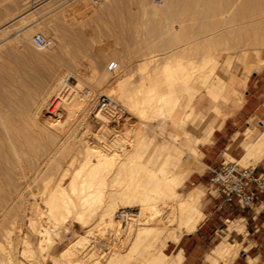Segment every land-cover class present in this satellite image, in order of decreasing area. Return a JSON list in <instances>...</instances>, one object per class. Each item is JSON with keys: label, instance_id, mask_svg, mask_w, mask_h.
I'll list each match as a JSON object with an SVG mask.
<instances>
[{"label": "rangeland", "instance_id": "rangeland-1", "mask_svg": "<svg viewBox=\"0 0 264 264\" xmlns=\"http://www.w3.org/2000/svg\"><path fill=\"white\" fill-rule=\"evenodd\" d=\"M171 1L172 3L169 0L170 6L171 4L174 3L172 6L173 10L174 11L177 10V11L173 12L174 15L173 13H170L171 15L164 14L166 17L170 16L169 18L171 19L173 18L172 20H174V16L176 17L175 20L182 19V21L181 20L179 21H181L182 24L186 26V28H188L189 30H192V27H194V24L196 26L195 28H197V25H198L197 23L199 21L203 25L204 23L206 24L208 21H209L208 23L211 24L209 25L207 23L206 25V27L210 26L209 27L210 29L208 30L207 34L206 33H205L206 35L204 34V36L206 37H204L203 34L201 36L199 34L198 35L199 37L197 36L198 38L196 39L195 38L196 36L193 32L192 33L190 32L192 36L189 34H187L188 36L187 35L182 36L183 39L181 40L180 46L184 45L185 47L189 44L190 50L189 48H187L188 47L187 46L186 49L184 48V51L180 53L181 55L179 56L180 57L183 56L181 57L183 59L179 58V56L172 57V60L174 64L176 65L174 67V72H176L179 75H182V73H185L187 71L196 70L195 71L196 74H199L202 72V74L209 75V77L211 76L210 77L211 80L217 79L216 77L217 74L223 76L225 80H229L231 75L236 74L239 79H243L247 72V67H246V64L244 63L245 60L243 59V56H244L243 53L245 52L244 50L246 49L248 52L247 57L251 58V60L255 62V65H259V64L261 65V68L259 70L253 71L248 76L245 84L240 83L236 85L235 89H236L237 95L231 96L228 101H224L223 99H217L215 102V99H213L209 94L206 93L204 87L201 89V91L194 98V103L198 102L200 95L205 94L206 99L201 105L203 107V110L200 112L201 114H204V115L200 116L199 115L200 113L197 112V114L194 115L195 117L192 116L191 118V120L193 121L189 120L190 122L187 121L185 125V129L191 130L196 136H198L201 134V127L205 123L215 121L216 123L215 129L220 128L223 125L227 116L230 114V112H228L229 111L228 106L230 104L242 103L246 95L248 94V92H252L255 94V93H258L264 90V60H263L264 58H262L264 56V44H263L264 34H261L262 35L261 36L260 30H255V28H252V26L259 27L260 22L264 20V15H263L264 14L263 13L264 12L263 10L264 0H248V1L247 0H174V1L171 0ZM164 2L165 0H0V56H1L0 57V112L1 114L12 115V116H16L20 114L23 116L27 115L29 112V109H27V107L30 108L33 105V102L37 100L41 95L43 96L45 93L47 94L50 91H52V89L56 86L58 81L63 76H65V73H70L71 71H72L70 73L71 84L73 86L76 85L78 87L83 85L82 88L84 87L85 91L91 92V94L89 95V94H86V92L80 91L78 98L75 101H73L71 105L72 107L68 109L67 116H66L67 118L65 119L62 125L63 129L68 132L66 136L68 139L64 138V140H68V141L65 142L62 140L63 139L62 136L60 137L62 138L60 141L64 142V145H66L64 146L63 150L67 148L65 149L66 151L65 150L63 151L61 149L63 154L61 153V151H59V154L55 153L56 151L55 149H57L56 147L60 145L58 143V145H55V147L52 146L50 148V151L47 150L46 153H44L43 150H40L38 151L36 156L31 154L33 155V158H31L32 157L31 156L29 158L31 159L30 161H26V159L23 158V162L21 163L23 165L16 162L17 164L16 163L14 164H16L17 166H14L13 163L6 164L7 168H5V165L2 166L3 169L1 168V170L3 172L1 171V174L2 173L4 174H2L3 175L2 179L0 176V180H1L0 181V190H1L0 192V247L2 245L6 247V250H2L0 248V258H1L0 264L3 263L2 258H4L5 251H8V252L10 251V255L11 256L13 255L12 257L16 260L14 261V264L15 262L17 264H56V263L57 264H66V263L67 264H96V263L106 264L108 261H111V262H108L109 264L111 263L112 264H150L151 263V262L149 263L150 259L155 258V256L157 257L159 255L160 250H163L168 255L169 254L172 255L175 252H177V251L171 252L172 249L170 248L165 250V241L167 237H169L170 234H172V232L175 230L176 232L180 233L182 237L188 233L186 229L183 228V223L181 221V216L179 213V206H177L179 205L180 203L179 201L181 198L179 195H177L178 198L177 197L175 198V196L170 197V198L166 197L163 199L158 198L159 203H156V205L157 207L160 208L161 212H160V215L155 219V221L151 222V224L156 223V225L162 229L150 232L144 238V240L140 242L142 244L138 245L139 248L138 247L136 248V245H133L135 243L132 244V241L134 242L135 240L133 233H127L126 237L122 236L123 240L121 239V241H116L117 238H116L115 233L112 234L113 232L111 233L112 234L111 236L109 235L110 233L109 234L107 233L106 234L107 236L106 235L104 236L102 234L103 230L101 229V225L103 226V223H101V225L99 226L97 225V224H100L99 222H100L102 206L98 207L97 208L98 210L96 209L97 211H99V213L96 211L97 214L95 213L96 215H93L91 217L93 220L91 219L90 220L91 223H89L87 226H82L81 224L76 223L72 219L69 221H66L65 224L63 222L62 225L56 224L57 222L53 219V217H51L52 215L51 216L49 215V211L46 206L47 203L44 202L46 201L48 195L46 193H43L45 186L50 188L54 186L56 181L59 180L62 174V170H63L62 168L67 166L68 160L71 159L72 155L73 156L76 155L75 157L78 159L74 163V165H72L71 168H76V167L81 166V163L83 161L81 150L82 151L84 150L83 146L86 145L85 141H88L87 143L90 142V144L92 145H97V144L103 145L104 143L103 140H107V139L111 140V141L109 140L107 141L109 142V144H112L111 149L112 147L114 148L116 146V148L118 147L117 148L118 150L121 147L119 150L121 152H125L124 148L126 146L127 156L129 154L130 155L134 154L135 152L136 154H138L137 157L134 159L135 161L133 162L132 161L128 162L127 160H125V163H127L128 165L129 163L135 164L134 162H137L134 166L130 164L132 169L134 168L136 169V171L139 170V167L137 166L141 164L140 167L141 166L142 167L139 171H143L145 168L158 170V168L161 166L160 169L163 168L164 171L169 175L179 174L181 172L185 176L184 184L179 189L182 195H186V193L189 190H192L194 187H196V185H193L192 183L188 182V178L192 173H195V174L204 173L205 171L204 169L206 167L203 162L204 155L202 153L200 157V162L202 164L200 166L201 169H197V168L190 169L184 164V162H186L184 159V154L180 156L178 152V148H176L177 146H175V142L173 141L175 133L182 134V135L184 134V127L182 126L181 119L182 117L185 116V113L188 110L187 108L183 109L180 106L176 110L177 113L175 115V119L177 121H172L171 119H169L168 116L167 118H164L162 116H158V115L156 116L155 114H154L155 117L154 116L153 117L151 116L152 118L148 117L150 115H153L151 112H149L151 114L147 113V116L145 114V117L144 115H141V118H140V115L138 116L136 115L137 117L134 115L133 116L129 115V117H132L133 119L132 118L128 119V116H127V119L125 120L126 125L123 124L120 126H116L115 128H113L114 125H109V127H106L108 128V130L106 129L107 133H105L106 135L108 134L107 136L105 134H103V136L101 135V133L104 132L105 130L104 129L103 131H101V129L105 127H102V123L97 122L96 119L94 118V115L91 114L92 109L94 108L97 99L101 95H105V94L109 96L113 95V94L110 95V93L112 90H116L114 81L117 77H120L123 75L122 77L124 79L126 78L125 79L126 88L128 89H131V88L133 89L131 85H134V89L140 86L138 85V83L142 81L141 80L142 77L145 76L146 74V70L143 71L142 69V65H143L142 63L145 60H147L148 55L149 56L154 55L155 51L156 53L158 52L160 53L159 50L161 48V45H160L162 43L161 40L163 41L164 38L166 37L169 38L168 37L169 33H167L165 29L167 25L164 24L166 26L163 28V23L164 22L171 23V20L169 21L168 17L167 18L165 17L166 20L163 19L164 15H162V13L155 15L152 9L154 8L152 7L153 4L161 5ZM249 2L250 4H248ZM261 2L263 4H261ZM221 3H223L222 6L220 5ZM260 4L263 7H260L261 6ZM174 5H177L178 8L177 6L175 8ZM223 5H225V7ZM204 7L206 8L209 7L210 9H208V11L204 10ZM213 7L218 12H216L213 9ZM223 7L225 8V11L223 10L224 9ZM234 7L237 8L238 10L235 9ZM200 9H202L201 12L204 10V13L202 12L203 16L206 15L205 17L207 18L209 16L210 17L208 19H205L201 15L200 16L201 18L199 17L198 19ZM219 9L221 10L220 12H219ZM235 10L238 12V15L240 16L236 15L237 13L235 12ZM260 11H261V15H258L260 14ZM197 13L198 15L196 16ZM249 13H250V16H249ZM194 14H195V17H197V19L193 17ZM229 14L231 15V17H233L232 19H235L236 22L238 21L237 24L234 22V20L231 19ZM20 16H24V19H26L27 24L37 22L36 27L32 29L29 27L30 25L28 26L29 28L24 27L22 25V22H20L21 20L23 21V19H21ZM242 16L244 19L242 18ZM254 17L256 18L260 17L259 19H262V20H258V18L255 19ZM18 18L20 19V21ZM252 18L254 19V21H252L253 20ZM184 19L186 20V23ZM204 19L206 20V22L203 23L202 20L204 21ZM221 19H222V22H221ZM248 19L249 20L252 19L250 20L251 22H249ZM226 20L229 22H227ZM194 21H197V22H194ZM223 21L225 22V25L222 26ZM239 21H241V23L243 21V23L245 22L249 24H246V25L243 24L244 29H240V27L242 28L241 26L242 24L239 23ZM155 22L157 24H155ZM160 22L161 24H159ZM201 24L199 23L198 26H200ZM5 25L6 26L10 25V26L6 28ZM219 25L221 29H219ZM237 25L240 26L239 29L241 32L236 27ZM212 26L217 27V29L215 28V32ZM11 27H13V29ZM20 28L22 29V31H20L21 30ZM159 28L161 30L163 28V31L165 30L166 32L164 31V34H163V32ZM177 28L179 29L178 24H177ZM40 29L44 30L47 33V37H50V38L52 37V39H54L55 45H54L53 50L41 51L38 49V47H36L33 44V35ZM225 29L227 32L225 31ZM234 29L235 30L237 29V30L235 31ZM210 30L214 32L215 37L217 36L216 37L217 39L214 37V34H212ZM247 30L252 31V32H247ZM224 31L226 33H223ZM253 31L255 34L253 33ZM159 32L163 34V38L162 36H159L160 34ZM208 33L210 34V36ZM261 33H264V32H261ZM227 35L230 37H228ZM250 35L252 37H250ZM202 36L204 37V39L205 38L206 39L203 40ZM218 36L220 37V39L221 38L222 40L224 39L223 40L224 45L223 43H221V40L218 38ZM58 37L64 41L60 40ZM207 37H209L210 40L212 41L211 42L212 46H213V43H215V45L212 47L213 50L210 49L211 48L210 43L209 44L207 43V40L208 42H210L209 38L207 39ZM231 38H233L232 42L230 40ZM244 38L248 39L247 42L245 41ZM250 38H254V40L253 39L251 40ZM260 38L262 41H259ZM215 39L218 43L215 42ZM243 39H244V43H243ZM233 40H235L236 42ZM204 41H206V43L208 44L209 49ZM241 41H242L241 45H238L240 43H237V42H241ZM252 41H254L255 43H253ZM227 42H231V44ZM205 45L208 50L206 49ZM152 50L154 53L152 52V54H149V52H151ZM255 50H257L259 53ZM214 57L218 61H213L212 58ZM112 61L118 62V68L114 72H111L108 69V65ZM183 61H185V63ZM178 62L181 63V66L178 65L179 64ZM230 62H232V65L229 64ZM210 63H212L213 65L212 64L209 65ZM139 66L141 68H139ZM159 67L161 68V66ZM150 68L152 69L153 67L151 66ZM213 69H215L216 71L213 72ZM91 70L92 71L96 70L97 77L101 75L103 72H107L110 77L109 79H111L109 80L110 82L108 81L101 85H97L96 82H94L90 78L91 73H92ZM156 72H158L159 82H161V84H165L166 77L162 69H157ZM208 72H210L211 74ZM254 72H257V74H254ZM72 73H74L75 75ZM130 74L132 78H130L131 77ZM194 81H195V84H200L201 82L200 78L199 79L196 78V80L194 79ZM256 81H258V83H257V86L254 87V84H256ZM162 89L165 90L166 89L165 86L162 87ZM178 94H180L182 101L187 100L186 98H188V96L187 94H185L184 91H180L178 92ZM115 97H116L115 99H117L116 95ZM118 101L125 106L124 101H122V99L118 98ZM87 102L90 103L89 106L91 107V110H89V113L86 119H82L84 116V112L86 113V109H84L83 104ZM214 103H219L221 105L223 112H225L226 115H220L218 117H215L214 113L211 112V109H210V107ZM62 118H65V116ZM163 119H166V120H163ZM178 120H180V122ZM195 120L197 121L201 120L200 124L196 125L195 123H193ZM253 120L255 123V119H252V121ZM174 122L175 124H173ZM172 125H174V127ZM177 129H178V132H177ZM240 130L247 131L248 129L245 125H243ZM99 135H101V138L99 137ZM120 136L123 138L122 141H121ZM111 137L113 139H111ZM114 137L116 139H114ZM141 137H144V139H142ZM213 140L214 138H212L211 136L209 140H205L203 144L212 143ZM118 141H120V143ZM110 142H114L115 146H114V143H110ZM177 142L180 143V141H177ZM249 142H250V139H248L247 134L244 135V133H240V132L236 133V135H234L233 145H230L229 147L222 145L217 148L218 153L223 152L222 155L219 156V161L222 159V156L225 157L227 160L241 159L242 157L233 156L231 153V150L234 149L239 144H242L244 148H246ZM139 144L140 145L143 144V145L139 147L138 146ZM200 146L201 145H199L198 147L200 151L202 152ZM168 147H171L170 151L172 153L168 151L169 150L167 149ZM130 148H132V150ZM142 149L145 151L144 153ZM128 150L130 151L129 154H128ZM138 151L144 154L143 158L141 156L142 153L140 154ZM166 151H168V153ZM153 152L154 153L157 152L155 154L156 157ZM41 153H42V156H41ZM56 154H57V157H56ZM177 154H179V156ZM176 155L178 157H176ZM151 156L153 158H151ZM164 156L165 157L168 156L169 159L173 158L175 160L174 161L175 164L173 162V159L169 160L168 158L166 159ZM50 158L51 159L54 158L55 160L53 159L52 161ZM59 159H62V161L60 160L62 163H59L60 162ZM161 159L165 160V162ZM166 160H169V162ZM24 161H26V163ZM56 161H59V162L56 163ZM118 161L120 160H117V162L114 163V165H116L114 167L117 168V166H119V163L123 165L121 167H124L125 163L123 164L121 161L120 162ZM27 162L29 165L27 164ZM148 162H149V165H148ZM167 162L170 164H168ZM257 162H258L257 158H246V159L240 160V163H242L243 165H249V164L255 165ZM161 163L163 165H161ZM56 164L58 165L60 164L59 166L61 170L58 168V165L56 166ZM61 164L63 165V167L61 166ZM127 164H125V167L123 168V170L128 166ZM10 165H12V167ZM116 168H113L114 170L112 171L114 173L111 172L112 176L115 175ZM127 168L125 170L128 172L129 168L128 170ZM7 169H11L10 171L13 170L12 173L8 171ZM21 169L27 172V174H25L24 171H21ZM117 169H119L118 171L121 170L120 174L123 172L121 168L118 167ZM4 170L7 172L5 173ZM17 170L21 174L18 173ZM118 171L116 170V172ZM139 171H137L138 175L135 174L134 170H132V172H128V174L132 176V174L134 173L135 178L136 176H139L141 178ZM8 172L12 178L14 177V181H11L12 179L10 176L8 179L6 175ZM160 172L159 173L162 174L163 171H160ZM145 173L146 171H143V175H145ZM124 174H126L127 178L126 177L124 178ZM128 174L122 173L120 177H123L122 179L124 180L120 179L121 182L119 184L121 185L123 184V186L126 185V187L129 186V184L126 182H129L132 179L130 180L128 179L129 178ZM47 175L49 177L50 176L53 177V179L51 177H50L51 179H48L49 177ZM111 175H109V178ZM24 176L26 179L24 178ZM116 177H119V176L116 175ZM144 177L146 176H142V179ZM112 178L114 179L115 177H112ZM112 178L110 179L113 180ZM135 178L133 177V179ZM126 180H129V181H126ZM119 186L120 185L116 184V186L112 188H116ZM208 187L210 188V185H208L207 181H205L204 186H200V188H202L203 190V192L201 193L200 203H199L202 211H203L204 198L207 193ZM37 188L39 191L37 190ZM33 192L34 194H32ZM108 197L109 196L104 197L105 202H108L110 200ZM107 198L109 200H106ZM105 202L103 200V204ZM133 204L134 203H131V205L127 204L128 206H126V204L122 206L123 205L122 204L121 207L119 205V207L117 208L119 209L133 208V212L138 213L140 211V207L136 204L135 205ZM117 208L114 209L113 215L115 214V212H117L118 210ZM168 214L169 215L171 214V215L169 216ZM32 218H33V221H32ZM171 218L174 219L173 222L170 221ZM30 221H32L33 223ZM227 224L229 225L230 230L232 228H236L239 231H245L241 222L231 221V222H228ZM122 226L123 228L126 227L125 224H122ZM90 229H97V232L89 233V231H91ZM7 231L8 233L10 231L11 234L9 235ZM41 231H43V233H41ZM83 238L85 239L84 243L79 245L72 262H70L69 260L68 261L64 260L60 257V253L62 250H64L66 247L70 246L74 242L80 241V239H83ZM221 241L230 242L227 238H219L215 242V244L212 245L213 248ZM234 242H237V241H234ZM26 243L27 244L29 243L28 245L33 248L34 252H32L33 254H31L33 256H30V254L27 255V253H25L26 252L25 249L28 246ZM41 243L44 244V248L47 247L46 248L47 250L46 249H44V251H42L43 249L41 250ZM131 247L133 248L135 247L136 250L135 248L132 249ZM130 249L134 250L135 252L134 251L133 253L130 252L131 253L130 254L129 253V251H131ZM242 249H243V245L240 244L239 251L237 250L238 254L240 250ZM113 250L114 251L117 250L118 252L117 251L116 252L120 254V257H117L116 259L115 257L118 256V254L116 252H115L116 254L113 253L114 252ZM13 252L15 253L13 254ZM102 253L103 254L105 253L104 254L105 257L103 256ZM249 253L251 254V257L249 256L246 258L244 256L243 257L241 256L239 261H236V263H234L235 259H233L232 264H248L249 258L254 257L253 254H255V251H250ZM238 254L234 258H236ZM100 256H103L104 258ZM207 256H206V260H207ZM114 259L116 260V262ZM253 259L255 261V264H264V257L262 259H260V257L253 258ZM99 260H103V261H99ZM152 262L154 264V261ZM250 262L254 264L252 260ZM210 264H225V259L222 257H217L216 259H213L212 261H210Z\"/></svg>", "mask_w": 264, "mask_h": 264}, {"label": "bare ground", "instance_id": "bare-ground-1", "mask_svg": "<svg viewBox=\"0 0 264 264\" xmlns=\"http://www.w3.org/2000/svg\"><path fill=\"white\" fill-rule=\"evenodd\" d=\"M174 1V0H173ZM248 1V0H247ZM170 2L172 3V1L170 0ZM170 2L169 0H165L164 3H162L161 5H158V4H153L152 8L155 15L156 14H159V13H162V15L164 14H170V13H173V12H176L177 10H173V4H171L170 6ZM259 2V1H258ZM263 2V1H262ZM261 2V4H263ZM224 3V2H223ZM221 3L220 5L222 6ZM239 3V2H238ZM246 3V2H245ZM252 3V1H251ZM229 4V2H228ZM242 4V3H241ZM250 4V2L248 3ZM247 4V5H248ZM260 4V5H261ZM219 5V6H220ZM244 5V4H243ZM242 5V6H243ZM175 8L177 5H174ZM220 6V7H221ZM225 7V5H223ZM264 6V4H263ZM262 5L260 7H263ZM172 7V8H171ZM223 7V8H224ZM233 7V6H232ZM245 7V6H244ZM178 8V6H177ZM235 8V7H234ZM238 8V6H237ZM235 8V9H237ZM253 8V7H252ZM203 9V8H202ZM199 10V16H198V19L199 17L202 15L203 16V13H204V10H207L210 9L209 7L206 8L204 7V10L201 12V10ZM214 9V7H213ZM231 9V8H230ZM261 9V8H260ZM182 10V9H181ZM215 10V9H214ZM213 10V11H214ZM225 11V8L223 9ZM222 10V11H223ZM227 10V9H226ZM238 10V9H237ZM251 10V9H250ZM264 10V9H263ZM216 12H218L217 10H215ZM221 10L219 9V12ZM198 12V11H197ZM201 12V14H200ZM229 12V11H228ZM232 12V11H231ZM235 13L236 15H238V12L235 10ZM255 12V11H254ZM258 12V11H257ZM179 13V11H178ZM209 13V12H207ZM206 13V14H207ZM227 13V12H225ZM244 13V12H243ZM256 13V12H255ZM264 13V12H263ZM262 13V14H263ZM212 14V12H211ZM224 14V13H223ZM231 14V13H230ZM229 14V15H230ZM258 14V13H257ZM161 15V14H160ZM171 15V14H170ZM174 15V13H173ZM172 15V16H173ZM198 15V13L196 14V16ZM254 15V14H253ZM258 15H261V11H260V14ZM257 15V16H258ZM264 15V14H263ZM262 15V16H263ZM206 16V15H205ZM203 16L205 19H208L207 17ZM214 16V15H212ZM211 16V17H212ZM240 16V15H238ZM249 16H250V13H249ZM21 19H23V21L19 19L20 22H22V25L24 27H29L32 29V28H35L36 25H37V22L36 23H30V24H27V21L26 19H24V16H20ZM165 19V15L163 16ZM169 21L171 20V23L168 22V23H163V28L165 27L167 33H169L168 37L169 38H164V40L162 41L161 40V48H160V53H156V49L154 50L155 51V54L154 55H148V58L147 60H145L142 64V69L143 71L146 70V74L145 76L142 77V81L140 83H138V85H140L139 87H137L136 89H134V85H131L133 87V89H128L126 88V81L125 79L120 76V77H117L114 81V84H115V88L116 90H112L110 95L114 96L115 95L117 96V99H122V101H124V104H125V108H126V112H127V115L125 116L124 118V121L123 122H118V121H115V120H112L111 117L106 113V112H103V111H99V108H96V104L94 106V108L92 109V112L91 114L94 115V118L96 119L97 122L99 123H102V127H105V128H102L101 131H103L104 129V132L101 133V135L103 136V134L107 133L106 132V129L108 130V128L106 127H109V125H114L113 128H115L116 126H120V125H123L125 124V120L127 119V116H128V119L129 118H132V117H129V115H134V116H138L140 115V118H141V115H144L145 117V114L147 116V113L148 114H153V115H150L148 117H155V115L157 116H162L164 118H167V116L169 117V119H171L172 121H177L175 119V115L177 113V109L181 106L183 109L187 108L188 110L186 111L185 113V116L182 117L181 119V123H182V126L184 127V133L187 134V131L185 130V125L187 123V121L191 120L192 116L196 115L197 114V111H196V108L194 107L193 105V101H194V98L197 96V94L201 91V89L204 87L205 88V91L210 94L211 96H213L215 99H218V97H220L222 95V93L224 91H230L231 90V86L228 85V83L223 79L221 78L220 76H216L217 79H212L211 80V76L209 77V75H205V74H202L199 73V74H196V70L195 71H187L185 73H182V75H179L177 74L176 72H174V67L176 66L172 60V57L174 56H179L181 55L180 53H182V51H184V48L186 49L189 48V44L187 46L184 47V45H181L180 46V43H181V40L183 39V35H191L190 32L194 33L195 34V38L197 39L200 34V36L203 34L208 32V30L210 29L209 27L210 26H207V22L206 24L204 22H206V20L204 19V21L202 20V22L204 23L201 24V22L199 21L197 24L199 25V23L201 24L200 26H198L197 24V28H195V24H194V27H192V30H189L188 28H186V26H184L182 24V19H179V20H175V16H174V20H172L171 18H169L170 16H167ZM166 17V18H167ZM195 17V14L194 16ZM225 17V16H224ZM231 17V15H230ZM245 17V16H244ZM197 19V17H195ZM201 18V17H200ZM215 18V17H214ZM233 17H231L232 19ZM235 18V16H234ZM240 18V17H239ZM243 18V16H242ZM247 18V16H246ZM249 18V17H248ZM255 19H257L256 17H254ZM260 18V17H259ZM258 20H262V19H259ZM191 19V18H190ZM211 19V18H210ZM244 19V18H243ZM253 19V18H252ZM250 19V20H252ZM16 20V19H15ZM166 20V19H165ZM185 20V19H184ZM234 20V22L237 24L238 21L236 22L235 19H232ZM249 20V19H248ZM247 20V22H248ZM249 20V22H251ZM18 21V22H19ZM227 21V20H226ZM254 21V19L252 20ZM188 22V20H187ZM194 22H197V21H194ZM221 22H222V19H221ZM229 22V21H227ZM226 22V23H227ZM9 23V22H8ZM170 23V24H169ZM177 23L178 26H179V29L177 28ZM185 23H186V20H185ZM184 23V24H185ZM217 23V22H215ZM219 23V21H218ZM239 23H241V21H239ZM155 24H157L155 22ZM161 24V22L159 23ZM166 24V25H164ZM188 24V23H187ZM209 25H211L210 23H208ZM214 24V23H213ZM212 24V25H213ZM242 25V28L240 26H236L238 29L240 27V29H244V25L246 24H249V23H241ZM21 25V24H19ZM225 25V22L223 21V24L222 26ZM231 25V24H230ZM240 25V24H239ZM6 26V25H5ZM10 25H7L6 28H8ZM217 26V24H216ZM221 26V27H222ZM28 27V28H29ZM159 27V26H158ZM214 32H215V28L217 29V27H214ZM234 27V26H232ZM250 27V26H249ZM13 29V27H11ZM163 28H162V32L164 34V31H163ZM196 30H195V29ZM226 28V27H225ZM231 28V27H230ZM229 28V29H230ZM252 28H255V30H260L261 32H264V20L260 22V25L259 27H253ZM21 29V28H20ZM219 29L220 28V25H219ZM228 29V27H227ZM239 29V31H240ZM248 29V28H247ZM11 30V29H10ZM212 30V29H211ZM210 30V31H211ZM223 30V28H222ZM235 30V29H234ZM237 30V29H236ZM235 30V31H236ZM22 31V29L20 30ZM24 31V30H23ZM34 31V30H32ZM165 31V32H166ZM213 31V30H212ZM211 31V32H212ZM226 31V29H225ZM223 32V33H226V32ZM214 32H212V34H214ZM230 32V31H229ZM241 32V31H240ZM247 32H252V31H249L247 30ZM260 32V35L261 34H264V33H261ZM8 33V32H7ZM29 33V32H28ZM159 36H162L163 38V34H161V32H159ZM219 33V32H218ZM243 33V32H242ZM254 33V31H253ZM36 34H41L42 36L46 37V38H49L51 41H52V45L50 47H47V48H38L39 50L41 51H45V50H53L54 48V45H55V41L54 39H52V37H47V33L44 31V30H38L34 35ZM193 34V35H194ZM205 34V35H206ZM209 34V33H208ZM217 34V33H216ZM238 34V33H237ZM255 34V33H254ZM26 35V34H24ZM33 35V37H34ZM229 35V34H228ZM227 35V36H228ZM239 35V34H238ZM244 35V34H243ZM247 35V34H246ZM249 35V34H248ZM23 36V35H22ZM53 36V35H52ZM188 36V35H187ZM198 36V37H197ZM202 36V37H203ZM210 36V34H209ZM235 36V35H234ZM240 36V35H239ZM238 36V37H239ZM262 36V35H261ZM260 36V37H261ZM264 36V35H263ZM200 37V38H202ZM206 37V36H204ZM204 37L202 38L203 40ZM214 37H215V34H214ZM217 37V36H216ZM215 37V38H216ZM230 37V36H228ZM241 37V36H240ZM239 37V38H240ZM244 37V36H242ZM248 37V36H247ZM250 37H252L250 35ZM57 38V37H56ZM59 38V37H58ZM209 37H207L208 39ZM218 38L220 39V37L218 36ZM236 38V37H235ZM246 38V37H245ZM244 38V39H245ZM249 38V37H248ZM258 38V37H257ZM263 38V37H262ZM32 39V38H30ZM60 39V38H59ZM161 39V38H160ZM201 39V40H202ZM212 39V38H211ZM217 39V38H216ZM215 39V42L218 43ZM232 39L231 38V42H232ZM238 39V38H237ZM244 39H243V43H244ZM251 40L254 38H250ZM26 40V39H25ZM62 40V39H60ZM202 40V41H203ZM214 40V39H213ZM221 40V43H223L224 45V42L222 40V38L220 39ZM239 40V39H238ZM242 40V39H241ZM248 39H245V41L247 42ZM250 40V42H251ZM64 41V40H62ZM201 41V43H202ZM209 41L207 40V43L209 44L210 43V49L213 50V46L215 45V43H213V46L211 45L212 41L210 40L209 38ZM226 41V40H225ZM229 41V40H227ZM235 41V40H233ZM259 41H262L261 38ZM206 43V41H204ZM214 42V41H213ZM231 42H227V43H230ZM236 42V41H235ZM253 43H255L254 41H252ZM257 42V41H256ZM206 43V45L208 46V44ZM237 43H240L238 45H241L242 41L241 42H237ZM262 43V42H261ZM34 44V43H33ZM249 44V43H248ZM264 44V43H263ZM159 45V47H160ZM199 45V44H198ZM202 45V44H201ZM205 45V47H206ZM234 45V44H233ZM246 45V44H245ZM252 45V44H250ZM257 45V44H256ZM180 46V48H179ZM200 46V45H199ZM183 47V48H182ZM215 48V47H214ZM218 48V47H217ZM229 48V47H228ZM180 49V50H178ZM207 49V47H206ZM208 49H209V46H208ZM207 49V50H208ZM190 50V48H189ZM186 51V50H185ZM211 51V50H210ZM245 52L243 53V59L245 60V64H246V67H247V72H246V75L248 76L251 72H252V69L254 68V65H255V62H253L251 60V58H248L247 57V49L244 50ZM257 51V50H255ZM52 52V51H51ZM153 50L151 52H149V54H152ZM258 52V51H257ZM256 52V53H257ZM154 53V52H153ZM185 53V52H184ZM183 53V54H184ZM259 53V52H258ZM148 54V53H147ZM7 56V55H6ZM211 56V55H210ZM1 57V56H0ZM183 57V56H181ZM179 56V58H181ZM207 57V56H205ZM212 57V56H211ZM258 57V56H257ZM51 58V57H50ZM178 58V59H179ZM209 58V56H208ZM264 58V56L262 57ZM4 59V58H2ZM183 59V58H181ZM186 59V57H185ZM228 59V58H227ZM203 60V59H202ZM213 61H218L215 57L212 58ZM264 60V59H263ZM76 61V60H75ZM177 61V59H176ZM211 61V60H210ZM234 61V60H233ZM117 62V61H116ZM185 63V61H183ZM201 62V61H200ZM229 62V61H228ZM227 62V63H228ZM262 62V61H261ZM179 63V62H178ZM183 63V65H184ZM199 63V62H197ZM212 63H210L209 65H211ZM229 64L232 65V62H230ZM179 66H181V63L178 64ZM213 65V64H212ZM229 65V66H231ZM153 67L152 69L150 67ZM161 66V68L159 67ZM178 66V67H179ZM208 67V66H207ZM139 68H141L139 66ZM150 68V69H149ZM157 69H162V71L164 72L165 74V77H166V82L165 84H161V82H159V78H158V72H156ZM180 69V68H179ZM69 70V69H68ZM139 70V69H138ZM199 70V69H198ZM209 70V69H208ZM92 71V70H91ZM140 71V70H139ZM142 71V70H141ZM142 71V72H143ZM206 71V70H205ZM216 71L215 69H213V72ZM72 72V71H71ZM70 72V73H71ZM211 72V71H210ZM208 72V73H210ZM70 73H65V76H63L59 81L58 83L56 84V86L52 89V91H50L49 93H45L42 97L40 96L37 100H35L33 102V105L27 109H29V112L27 115L23 116V115H16V116H12V115H3L1 114L0 112V176H1V179L3 178L2 173L1 174V168L3 165H5V168H7L6 164H11V163H22L23 162V158L26 159V161H30L31 159H29L31 156V158H33V155L36 156V154L38 153V151L40 150H43L44 153L47 152V150L50 151V148L52 146L55 147V145H58V143L60 144L59 146H57L55 149V153H58L59 154V151H61L62 153V150L64 148V142L60 141L62 138L63 141H68V140H64L65 139H68L66 136L68 134V132L66 130L63 129V123L65 121V119L67 118V112H68V109H70L72 106V103L73 101H75L77 98H78V95H79V92L80 91H83V92H86V94H91V92H87L85 91L84 87L82 88L83 85L81 86H73L70 82ZM96 70H93L92 73H91V80H93L94 82H96L97 85H101L105 82H108L110 77H109V74L107 72H103L101 75H99L98 77L96 76ZM207 73V74H208ZM212 73V72H211ZM210 73V74H211ZM74 74V73H72ZM213 74V73H212ZM215 74V73H214ZM75 75V74H74ZM127 76V75H126ZM125 76V77H126ZM131 76V74H130ZM214 76V75H213ZM56 77V75H55ZM84 77V75H83ZM132 78V76L130 77ZM129 78V79H130ZM200 78V84H195V81L194 79L196 80ZM247 78V77H246ZM89 80V79H88ZM246 80V79H245ZM231 81L233 82H239L238 78H236L234 75L231 76ZM55 82V81H54ZM110 82V81H109ZM245 82V81H244ZM82 83V82H81ZM142 83V84H141ZM197 83V82H196ZM135 84V82H134ZM80 85V84H79ZM165 86V90L162 89V87ZM81 88V89H80ZM87 90V89H86ZM90 90V89H89ZM180 91H184L185 94H187L188 98H186L187 100L185 101H182L181 97H180V94H178V92ZM230 93V92H229ZM185 98V97H184ZM213 98V99H214ZM224 99V98H223ZM32 104V102H31ZM89 102L87 103H84L83 106H84V109H86V113L84 112V116L82 119H86L88 113H89V110H91V107L89 106ZM86 107V108H85ZM90 107V108H89ZM19 108V107H18ZM214 110V109H213ZM217 111V110H216ZM23 112V111H22ZM27 112V110H26ZM151 112V113H149ZM215 112V111H214ZM220 112H222L220 110ZM26 114V113H25ZM155 114V115H154ZM219 114V112H218ZM65 118H62L64 117ZM136 116V117H137ZM166 116V117H165ZM182 116V115H181ZM151 117V118H152ZM195 117V116H194ZM133 119V118H132ZM196 119V118H195ZM163 120H166V119H163ZM132 121V120H131ZM180 122V120H178ZM193 121V120H191ZM127 122V121H126ZM135 122V121H134ZM190 122V121H189ZM167 123V122H166ZM175 124V122L173 123ZM179 124V123H178ZM126 125V124H125ZM83 126V125H82ZM174 127V125H172ZM126 128V127H125ZM113 131V130H111ZM116 131V130H115ZM177 132H178V129H177ZM181 132V131H179ZM248 132V131H247ZM252 132V131H251ZM250 132V133H251ZM115 133V132H113ZM124 133V132H123ZM122 133V134H123ZM126 133V132H125ZM143 133V131H142ZM141 133V134H142ZM172 133V132H171ZM97 134V133H96ZM94 134V135H96ZM213 134V133H212ZM246 133H244L245 135ZM101 135H99V137L101 138ZM106 135V134H105ZM108 135V134H107ZM106 135V136H107ZM62 136V138H60ZM117 136V134H116ZM115 136V137H116ZM143 136V135H142ZM181 136L182 134H178V133H175L174 134V138H173V141L175 142V146H177L176 148H178V152L181 155L184 154V159L186 162H184V164L191 168V167H199L200 165V152H199V148L198 146L196 145L194 147L193 150L191 151H186L177 141H181ZM247 136H249L247 134ZM114 137V139H116ZM121 137V136H120ZM145 137V135H144ZM144 137H141L142 139H144ZM261 138L258 139V141H256L254 144H252L250 147L251 149H248L249 152V156L251 157V155H256L258 156L257 154H259V157H260V154L264 153V132H263V136H260ZM97 138V137H96ZM110 138V137H109ZM209 137H206L202 140H200V142H202L201 144H203V142L205 140H209L208 139ZM98 139V138H97ZM104 139V137H103ZM111 139H113L111 137ZM118 139V138H117ZM122 137H121V141H122ZM140 139V138H139ZM99 140V139H98ZM102 140V139H101ZM109 139L107 140H103V145H92L89 143H87L88 141H85V146H83L84 150L82 152V158H83V161L81 163V166L79 167H76V168H71L72 165H74V163L77 161L78 158H76L75 156H71V159L68 160V164L66 167H63V165L61 164V166L63 167L62 169V174L59 178L58 181L55 182L54 186L52 187H47L45 186V189L43 190V193H46L48 195L46 201L47 203V208H48V211H49V215L51 217H53V219L57 222H55L56 224H61L64 222V224L66 223V221H69V220H74L76 223H79L81 224L82 226H87L90 222V220L92 219L91 217L93 215H96L97 212L99 213V211H97L98 207H101L102 206V211H101V215H100V224H97L98 226L101 225V223H103V226L101 225V229L103 230L102 231V234L105 236L107 233L111 236L112 234L115 233L116 235V238L117 240L116 241H121L122 239V236L126 237L127 236V233H133L134 234V242L132 241V244L133 245H136V248L138 247L139 244H142L140 243L142 240H144V238L152 231H157V230H160L162 228H160L159 226L155 224H151L152 221H155V219L160 215V208L157 207L156 203H159L158 201V198H166V197H174L175 198L179 195L181 198H180V203L179 205V213H180V216H181V221L183 223V228L186 229V231L189 233V232H193L196 228H197V225L198 223L201 221V219L203 218V212L201 210V207L199 205L200 203V197H201V193H202V190H199L197 188L193 189V190H189V192L186 193V195H182L181 192L179 191L180 187L183 185V181H184V175L180 172L179 174H172V175H169L167 174L164 169H160L161 166L157 169H144L143 171H146L145 175H143V171H139L141 169L140 165L137 166L139 167V173H140V176H136L139 177V178H135V175L134 173H130L132 174L129 175L128 172H132V170H134V172L136 171V169H132L131 168V165L134 166L137 162H134L135 164H132V163H129V165L127 163H125V160H127L128 162L130 161H135L134 159L137 157L138 154H136V152L134 154H129V152L132 150V148H130L128 150V156H127V148L125 146V152H121L119 149L117 150L116 146H115V143L114 142H110V143H114V148L112 147L111 149V145L112 144H109V142H107ZM111 141V140H109ZM62 142V143H60ZM84 142V140H83ZM102 142V141H101ZM120 143V141H118ZM142 142V141H140ZM199 142V144H200ZM145 143V142H144ZM143 143V144H144ZM141 144V145H143ZM173 144V143H172ZM171 144V145H172ZM196 144V143H195ZM68 145V144H67ZM84 145V144H83ZM140 144L138 145L139 147L141 146ZM170 145V146H171ZM250 145V144H249ZM120 146V145H119ZM249 147V146H248ZM122 148V150H123ZM170 148L171 147H168L167 149H169L168 151H170ZM62 149V150H61ZM67 149V148H65ZM64 149V150H65ZM144 149V148H143ZM142 149V150H143ZM166 149V150H167ZM45 150V151H44ZM63 150V151H64ZM137 150V149H136ZM135 150V151H136ZM139 150V149H138ZM145 150V149H144ZM143 150V153L145 152ZM147 150V148H146ZM157 150V149H156ZM155 150V151H156ZM66 151V150H65ZM168 151H166L168 153ZM247 151V152H248ZM42 152V153H43ZM132 152V151H131ZM139 152V151H138ZM246 152V154H247ZM40 153V152H39ZM42 153H41V156H42ZM60 153V154H61ZM80 153V152H79ZM140 154L142 152H139ZM141 154L142 158H143V155L144 154ZM154 153V152H153ZM157 153V152H156ZM154 153V155L156 154ZM172 153V152H171ZM33 154V155H31ZM54 154V152H53ZM63 154V153H62ZM84 154V155H83ZM146 154V153H145ZM152 154V153H151ZM179 154H177L179 156ZM40 155V154H39ZM153 155V157H154ZM167 155V154H165ZM176 155V157H178ZM25 156V157H24ZM53 156V155H52ZM55 156V155H54ZM62 156V155H61ZM127 156V157H125ZM171 156V155H170ZM173 156V155H172ZM175 156V154H174ZM173 156V157H174ZM245 156V155H244ZM40 157V156H39ZM56 157H57V154H56ZM54 157V158H56ZM139 157V156H138ZM151 156V158H153ZM156 157V155H155ZM165 157V156H164ZM246 157V156H245ZM53 158V159H54ZM63 158V157H62ZM166 159L168 158L165 157ZM181 158V157H180ZM183 158V157H182ZM15 159V160H14ZM29 159V160H28ZM51 159V158H50ZM53 159H51L53 161ZM164 159V158H163ZM161 159V160H163ZM169 159V158H168ZM173 159V158H171ZM169 159V160H171ZM244 159V158H243ZM33 160V159H32ZM55 160V159H54ZM62 161V159H59V161ZM117 160H120L123 164H127L128 168V172L125 170H123V168L125 167V164H124V167H121L123 166L121 163H119V166H117V168H121L123 170L122 173H127L128 176H129V180L132 179V180H126V181H129V182H126L129 184L128 187H126V185L123 186V184H119L121 182L120 179H122L123 177H120L122 175V173L120 174V171H118L119 169H117L116 165H114V163L117 162ZM139 160V159H138ZM169 160H166L169 162ZM179 160V159H178ZM235 160V159H234ZM241 160V159H240ZM240 160H238L240 162ZM26 161H24L26 163ZM59 161H56V163H58ZM59 162V163H62V162ZM118 161V162H120ZM148 161V160H147ZM165 162V160H163ZM175 160L173 159V162ZM182 161V159H181ZM184 161V160H183ZM33 162V161H32ZM140 162V161H139ZM144 162V161H143ZM142 162V163H143ZM160 162V161H159ZM167 162V163H168ZM16 163V164H17ZM30 163V162H29ZM34 163V162H33ZM141 163V162H140ZM163 163V162H162ZM161 163V165H163ZM183 163V162H182ZM16 164H14V166H17ZM28 164V162H27ZM121 164V165H120ZM159 164V163H158ZM170 164V163H168ZM173 164V163H171ZM175 164V162H174ZM23 165V164H21ZM26 165V164H25ZM29 165V164H28ZM32 165V164H31ZM34 165V164H33ZM58 164H56L57 166ZM60 165V164H59ZM58 165V168L60 169V166ZM144 165V164H143ZM146 165V164H145ZM148 165H149V162H148ZM160 165V164H159ZM9 166V165H8ZM12 167V165H10ZM46 166V165H45ZM147 166V165H146ZM151 166V165H150ZM158 166V165H157ZM172 166V165H171ZM179 166V165H178ZM19 167V165H18ZM17 167V168H18ZM27 167V166H26ZM25 167V168H26ZM49 167V166H47ZM116 168V170L118 172H116L115 170V175L112 176L111 174L114 173L112 170H114L113 168ZM21 168V166H20ZM57 168V169H58ZM157 168V167H155ZM180 168V167H179ZM3 169V168H2ZM24 169V167H23ZM73 169V170H71ZM132 169V170H131ZM138 169V168H137ZM177 169V168H176ZM181 169V168H180ZM201 169V168H200ZM8 171H10L11 169H7ZM16 170V168H15ZM19 170V169H18ZM17 170L18 173H20L19 171ZM61 170V169H60ZM178 170V169H177ZM203 170V169H202ZM5 171V170H4ZM13 171V170H12ZM12 171H10L12 173ZM21 171H24L21 169ZM27 171V170H26ZM46 171V170H45ZM137 171L135 172L136 175L137 174ZM160 171H163L162 174H160L161 172ZM170 171V170H168ZM180 171V170H179ZM3 172V171H2ZM7 171H5L6 173ZM25 172V171H24ZM112 172V173H111ZM160 172V173H159ZM14 173V172H13ZM29 173V172H28ZM43 173V172H42ZM142 173V174H141ZM176 173V172H175ZM17 174V173H16ZM21 174V173H20ZM25 174H27V172H25ZM54 174V173H53ZM8 179H9V172L6 174ZM109 175L110 178L112 177H115L113 180H111L109 178ZM119 176V177H116ZM19 176V175H17ZM28 176V175H27ZM48 176V175H47ZM131 176V177H130ZM142 176H146L142 179ZM11 177V176H10ZM29 177V176H28ZM40 177V176H39ZM49 177V176H48ZM51 177V176H50ZM48 178V179H53V177L51 178ZM126 177V174H124V178ZM133 177L135 179H133ZM19 178V177H18ZM25 178V176H24ZM56 178V177H55ZM118 178V179H116ZM127 178V177H126ZM12 179V180H11ZM11 181H14V177L12 178L11 177ZM26 179V178H25ZM39 179V178H38ZM110 179V180H109ZM34 180V179H33ZM32 180V181H33ZM124 180V179H122ZM1 181V180H0ZM26 181V180H25ZM36 181V180H35ZM52 181V180H51ZM50 181V182H51ZM68 181V182H67ZM47 182V181H46ZM124 182V184H125ZM45 183V182H44ZM48 183V182H47ZM46 183V184H47ZM123 183V182H122ZM50 184V183H49ZM116 184L120 185L119 187H116V188H112V187H115ZM10 185V184H9ZM48 185V184H47ZM28 186V185H27ZM35 186V185H34ZM50 186V185H49ZM28 188V187H26ZM3 189V187H2ZM36 189V187H35ZM27 190V189H26ZM31 190V189H30ZM38 190V188H37ZM28 191V190H27ZM39 191V190H38ZM1 192V190H0ZM31 192V191H30ZM48 192V193H47ZM36 193V192H35ZM34 194V192L32 193ZM42 195V194H41ZM37 196V195H36ZM43 196V195H42ZM46 196V195H45ZM44 196V197H45ZM105 196H109L108 198L110 199H106V200H109L108 202H105V199L104 197ZM26 197V196H25ZM34 197V196H33ZM111 197V198H110ZM112 199V200H111ZM103 200H104V204H103ZM172 200V199H171ZM157 201V202H156ZM178 201V200H177ZM161 202V201H160ZM169 202V201H168ZM176 202V201H175ZM131 203H134L133 205H138L140 207V211L138 213H131V215L129 216L128 218V221L127 223L125 224V228H123L122 224H121V221L120 220H117L115 219L116 218V212L115 214L113 215V212H114V209L122 206H124L126 204V206H128L129 204L131 205ZM172 203V202H171ZM39 204V203H38ZM103 204V205H102ZM128 204V205H127ZM178 204V203H177ZM125 206V207H126ZM161 206V205H159ZM39 207V206H38ZM19 209V207H18ZM97 209V210H96ZM119 209V208H117ZM116 209V210H117ZM176 209V208H174ZM178 209V208H177ZM46 210V209H45ZM101 210V209H99ZM115 210V211H116ZM173 210V208H172ZM38 211V210H37ZM43 211V210H42ZM97 211V212H96ZM44 212V211H43ZM46 212V211H45ZM42 213V212H41ZM96 213V214H95ZM171 213V212H170ZM174 213V212H173ZM164 214V213H163ZM169 215V214H168ZM171 215V214H170ZM169 215V216H170ZM179 216V217H180ZM95 217V216H94ZM115 217V218H114ZM163 217V216H162ZM161 217V218H162ZM178 217V218H179ZM177 218V219H178ZM160 219V218H159ZM93 220V219H92ZM161 220V219H160ZM32 221H33V218H32ZM30 221V222H32ZM170 221H174L173 218H171ZM35 222V221H34ZM158 222V221H157ZM163 222V221H162ZM180 222V221H179ZM33 223V222H32ZM31 223V224H32ZM181 223V222H180ZM35 224V223H34ZM33 224V225H34ZM167 225V224H166ZM182 225V224H180ZM179 225V227H180ZM161 226V225H160ZM96 227V225H95ZM230 229V228H229ZM46 230V229H45ZM91 231H89V233H96L97 232V229H90ZM46 232V231H45ZM113 232V233H112ZM8 233V231H7ZM41 233H43V231H41ZM112 233V234H111ZM9 235L11 234L10 231L8 233ZM107 236V235H106ZM109 236V237H110ZM9 237V236H8ZM114 237V236H113ZM123 237V238H124ZM182 237V235L178 232L173 231L172 234H170L169 237H167L166 241H165V247L167 246V244L171 241H179L180 238ZM11 238V237H10ZM115 238V237H114ZM113 239V238H112ZM84 238L83 239H80V241H76L74 242L73 244H71L70 246L66 247L64 250L61 251L60 253V257L64 260H69L70 262H72V260L74 259L75 257V253H76V250L78 249L79 245L80 244H83L84 243ZM115 240V239H114ZM113 240V241H114ZM123 240V239H122ZM125 241V240H124ZM26 242V241H25ZM28 242V241H27ZM123 243V242H122ZM221 243H224V242H221ZM27 244V243H26ZM29 244V243H28ZM27 244V245H28ZM118 244V242H117ZM131 244V245H132ZM122 245V244H121ZM120 245V246H121ZM132 245V246H133ZM164 245V244H163ZM238 246L236 243L235 244H229L225 242V245H220L219 247H217L214 251L215 255L216 256H220V257H225L226 256H233L237 253V250H238ZM141 247V246H140ZM2 250H6V247L2 246L0 247ZM47 248V247H46ZM44 244L41 243V250L44 251ZM117 248V247H116ZM132 249H134L133 247H131ZM135 248V250H136ZM139 248V247H138ZM25 249V248H24ZM130 249L131 251H129V253H133L134 250ZM47 250V249H46ZM139 250V249H138ZM26 251V252H25ZM25 253H27V255L30 254V256H33L31 254H33L32 252H34L33 248L30 247L29 245L26 247L25 249ZM114 251V250H113ZM117 251V250H116ZM116 251H114L113 253H115ZM4 252V251H3ZM12 252V251H11ZM16 252V251H15ZM13 252V254L15 253ZM110 252V251H109ZM118 252V251H117ZM116 252V253H117ZM135 252V251H134ZM5 255H4V258H2V262L1 264H14V261H16L11 255H10V251H5L4 252ZM112 253V254H113ZM115 253V254H116ZM120 253V252H119ZM130 253V254H131ZM24 254V253H23ZM103 254V253H102ZM105 254V253H104ZM103 254V256H104ZM118 254V253H117ZM135 254V253H134ZM26 255V256H27ZM114 255V254H113ZM103 256H100L102 258H104ZM115 256V255H114ZM211 256V255H209ZM3 257V256H1ZM16 257V256H15ZM29 257V256H28ZM112 257V256H111ZM117 257H120V254H118V256H116L115 258L117 259ZM234 257V256H233ZM100 258V259H102ZM114 258V257H113ZM209 258V257H208ZM224 258V259H225ZM1 259V258H0ZM61 259V260H62ZM152 259V258H151ZM149 261V263L151 262L153 264L152 261H154V264H182V260H183V252L182 250H180L179 253L173 255V256H169L168 254H166L163 250H160L159 251V255L155 258L152 259V261ZM215 259V258H214ZM32 260V259H31ZM59 260V258H58ZM105 260V259H104ZM115 260V259H114ZM112 260V261H114ZM252 260V259H251ZM250 260V261H251ZM63 261V260H62ZM99 261H103V260H99ZM250 264H252V262H250ZM56 262V261H55ZM65 262V261H64ZM108 262H111V261H108ZM106 263V264H109V263ZM116 262V260H115ZM230 262V260H229ZM22 263V262H21ZM74 263V262H73ZM101 263V262H100ZM114 263V262H113ZM150 263V264H151ZM208 262H206L207 264ZM15 264H17L15 262ZM57 264V263H56ZM67 264V263H66ZM98 264V263H96ZM104 264V263H103ZM112 264V263H111ZM230 264V263H228ZM255 264V263H254Z\"/></svg>", "mask_w": 264, "mask_h": 264}, {"label": "crops", "instance_id": "crops-1", "mask_svg": "<svg viewBox=\"0 0 264 264\" xmlns=\"http://www.w3.org/2000/svg\"><path fill=\"white\" fill-rule=\"evenodd\" d=\"M260 68H261L260 64L255 65L254 68L252 69V72L259 70ZM254 74H257V72H254ZM217 75L223 78V76L219 74ZM233 75L236 78H238L236 74ZM231 76L229 80H225L223 78L228 83V85L231 86V90L224 91L222 95L218 97V99L224 98L223 99L224 101H228L231 96H236L237 95L235 89L236 85L240 83L245 84L248 78V76L245 74L243 79L238 78L239 82H233L231 81ZM257 83L258 81H256V84H254V87L257 86ZM211 97L214 98L213 96ZM205 99H206L205 94H202L200 95L198 102L194 103L193 101V105L196 108L197 112L200 113L203 110V107L201 105L203 104ZM216 100L217 99H215V102ZM228 108H229L228 112H230V114L227 116L223 125L220 128L215 129L216 123L215 121H211L209 123H205L201 127L200 135L196 136L191 130L185 129L187 131V134L184 133L181 136V141L179 144L186 151H191L194 149L196 145L197 146L201 145L200 147L202 152L199 149L200 157L202 153L204 155L203 162L206 166L204 169L205 170L204 173L202 174L192 173L188 178L189 183L196 185V187H194L193 189L197 188L199 190H202L200 186H204L205 181H207L209 185V179H210L209 167L215 164L216 162H218L219 156H221L223 153V152L218 153L217 148L222 145H225L227 147L233 145L234 135H236V133L238 132L240 133L246 132V134L249 135L248 139H250L249 142L250 145L248 144L246 148H244L242 144L237 145L234 149L231 150L232 155L235 157H242L241 160H243V158L244 159L257 158L258 162L255 164L256 173L262 174L264 176V153L260 154V157L259 154H257L258 156L251 155L250 157L249 156L250 151H248V149H251L250 146L254 144L256 141H258V139L261 138L260 136H263L264 90L255 94L252 92H248L242 103L240 104L232 103L228 106ZM210 109L211 112L214 113L215 117H218L220 115H226L225 112H223L221 105L219 103H214L210 107ZM220 110L222 112H220ZM199 115L203 116L204 114L200 113ZM252 119H255V123L254 120L252 121ZM200 122L201 120L199 121L195 120L193 123L199 125ZM243 125L247 127L248 132L240 130ZM211 136L212 138H214L212 143L201 144L202 142H200V140L206 137L210 138ZM201 165L202 164L200 163L197 169H200ZM194 168L196 167H191L190 169H194ZM184 181H185V176H184ZM222 202L223 199L221 195L217 191L208 187L203 203L202 212L204 218L201 219V222L198 223L197 228L193 232H189L185 234L182 238H180L179 241H171L168 243V245L165 247V250L170 248L172 249L171 252L177 251L172 255L169 254V256H173L179 253L180 250H182L183 252L182 264H203L206 260V256L209 254L211 256L209 255L207 256L206 262H208L207 264H210V261H212L214 257L215 259L217 257H220V256H216L213 250H215L220 245H225L226 242V244L236 243L237 245H239L238 251L240 248V244H242L243 249L240 250L239 254L237 251V253L233 255L235 257L238 254L236 258H234L233 256H226V258L222 257L225 258V264L228 263L232 264L233 259H235L234 263H236V261H239L241 256L242 257L244 256L246 258L249 256L251 257V254L249 253L250 251H255V254H253L254 255L253 258L260 257V259H262L264 257V205H260V206L255 205L254 207H241L237 203V201H234L232 203H225L222 209H217V205H219ZM231 221L241 222L245 231H239L236 228H232L230 230L229 229L230 227L227 223ZM219 238H227L230 242L221 241L224 243L219 242L213 248L212 245L215 244V242ZM253 258H249V261L252 259V261L255 263ZM206 262L204 264H206ZM248 264L250 263L248 262Z\"/></svg>", "mask_w": 264, "mask_h": 264}, {"label": "built area", "instance_id": "built-area-1", "mask_svg": "<svg viewBox=\"0 0 264 264\" xmlns=\"http://www.w3.org/2000/svg\"><path fill=\"white\" fill-rule=\"evenodd\" d=\"M33 43L38 48L50 47L53 43L49 38L36 34ZM118 62L112 61L108 69L114 72ZM96 108L106 112L112 120L123 122L127 115L125 106L109 95H101L96 101ZM210 188L217 191L223 202L217 205L222 209L225 203L237 201L241 207L264 205V176L256 173L255 165H243L238 160L222 159L209 167ZM133 208H121L116 212V219L126 224Z\"/></svg>", "mask_w": 264, "mask_h": 264}]
</instances>
